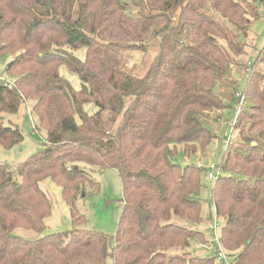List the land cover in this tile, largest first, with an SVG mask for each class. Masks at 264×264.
<instances>
[{
    "label": "trees",
    "instance_id": "16d2710c",
    "mask_svg": "<svg viewBox=\"0 0 264 264\" xmlns=\"http://www.w3.org/2000/svg\"><path fill=\"white\" fill-rule=\"evenodd\" d=\"M248 1L264 5L0 0V60L11 57L5 71L12 80L11 87L0 83V146L22 142L2 114L16 113L28 100L34 128L46 135L41 149L14 169L0 163V264H220L219 247L231 264H264V47L253 62L234 58L242 50L236 37L249 30ZM154 40L157 53L146 76L125 73L124 53L146 52ZM81 49L83 59L75 55ZM230 65L248 79L242 91L233 87L228 102L219 87ZM61 67L78 76L80 89L60 74ZM236 94L245 104L211 196L221 219L219 236L212 254L203 257L190 248L207 243L198 228L204 170L172 158L179 146L188 158L204 154L217 138L209 121L219 122L221 111L237 105ZM90 104L96 107L92 114L85 108ZM103 169L115 170L122 185L123 208L112 237L82 229L84 218L75 211L86 189L98 190L91 173ZM46 179L60 187L70 209L69 231L43 235L51 215L40 188Z\"/></svg>",
    "mask_w": 264,
    "mask_h": 264
},
{
    "label": "rangeland",
    "instance_id": "374dc122",
    "mask_svg": "<svg viewBox=\"0 0 264 264\" xmlns=\"http://www.w3.org/2000/svg\"><path fill=\"white\" fill-rule=\"evenodd\" d=\"M240 1V0H238ZM252 5L254 8L252 10ZM249 10L248 19L250 20L249 30L246 36L236 37L242 50L238 56H234L235 60L239 62H253L257 53L264 47V5L256 2L248 1L244 4ZM136 8L131 7L129 12L135 13ZM211 17L216 20H222L217 14L211 13ZM225 23V22H224ZM229 26L227 23H225ZM156 41H152L146 52H126L124 53L123 71L129 75L137 77H145L150 66L152 58L157 53L155 46ZM80 59H83L84 50H77L75 53ZM11 60L10 56H5L0 60V80L12 81L6 75V66ZM264 70V69H262ZM60 74L64 76L71 86L78 90L82 87V82L78 76L69 72L66 68H60ZM248 73L243 72L239 67L236 68L230 65L225 78L223 79L219 92L228 101H230L229 94L233 87L238 91H242L246 85ZM33 101L28 100L21 104L18 111L14 114H2L3 123L17 127L23 136V140L18 145L11 149H5L0 146V163L8 164L13 169L25 161L30 156L37 153L45 140V132L36 130L34 127L37 123V118L32 113L31 108ZM236 102L231 108L221 111L220 121H209L208 126L216 135L208 146L204 154L196 153L195 156L186 157L181 151V147L177 148L176 155L172 158V162L185 166L190 162L202 163L208 165L210 163L216 164L220 162L221 156L225 149L227 138L232 137V125L236 117ZM86 111L92 114L96 111L93 105H87ZM217 113V112H216ZM214 113L213 115H216ZM210 116V118L213 117ZM230 149V148H229ZM228 149V150H229ZM91 176L98 183V190L94 192L90 188L86 189V195L78 198L75 202V211L78 215L83 216L84 222L80 224L82 229L99 232L108 236H114L117 230L118 221L122 213V185L118 173L112 169H103L94 171ZM16 180L20 178L14 173ZM202 188L200 191L201 200V217L202 223L199 225L200 231L204 233L207 243L201 245L192 243L190 251L199 256H210L216 245V236H219V229L214 228L215 220L221 225V219L216 217L214 207L211 202L213 181L207 179L206 173L203 172L201 176ZM40 188L47 195L51 203V215L45 220V234H52L56 232H64L72 229L71 214L68 205L62 198L61 189L54 184L50 179L40 182ZM18 235L23 237H34V234L26 231H16ZM227 259L228 264H231L230 259L227 258L226 253L221 249ZM108 264H113L111 259H108Z\"/></svg>",
    "mask_w": 264,
    "mask_h": 264
},
{
    "label": "built area",
    "instance_id": "2783aa9c",
    "mask_svg": "<svg viewBox=\"0 0 264 264\" xmlns=\"http://www.w3.org/2000/svg\"><path fill=\"white\" fill-rule=\"evenodd\" d=\"M0 83L8 85L9 87L12 86V81H9L7 79L0 80ZM236 98L238 99V102H237V106H236L237 108H236V117H235V119L237 118L242 106L245 104V99H244V97L241 94H236ZM234 122H235V120H234ZM232 141H233L232 137L227 138L226 141H225V145L226 146L231 145ZM197 166L204 170V172L206 173L207 179L209 181H213L214 182L221 174V170L216 164L210 163L208 165H203L202 163H197ZM218 227H219V224L215 220L214 228L217 229ZM215 240H217V236H216ZM218 250H221V248L219 247ZM219 252H220V255H219L218 259H217V262L220 263V264L223 263V262H224V264H228L227 259H225V255L223 254V252L222 251H219Z\"/></svg>",
    "mask_w": 264,
    "mask_h": 264
}]
</instances>
